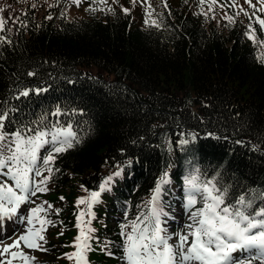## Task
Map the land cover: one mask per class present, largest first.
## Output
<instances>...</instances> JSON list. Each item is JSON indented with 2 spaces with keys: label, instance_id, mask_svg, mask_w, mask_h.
<instances>
[{
  "label": "trees",
  "instance_id": "16d2710c",
  "mask_svg": "<svg viewBox=\"0 0 264 264\" xmlns=\"http://www.w3.org/2000/svg\"><path fill=\"white\" fill-rule=\"evenodd\" d=\"M236 2L251 13L245 0ZM198 5L199 0H177L165 9L157 0L151 19L160 27L146 25L145 12L125 15L114 4V15L88 11L83 17H69L54 6L39 18L27 7V27L11 25V32L1 34L11 43L0 44V111L18 109L7 131L42 115L55 122L51 113L59 108L65 113L59 119L71 121L82 137L59 156L55 167L61 171L50 182L55 190H68L51 204L60 214L53 211L49 218L57 223L53 229L71 239L48 235L43 243L48 250L38 251L42 264H72L64 254L71 253L78 234L76 200L87 195L80 186L96 189L116 167L121 175L95 206L92 224L101 245L111 242L114 255L93 242L89 264H123L119 233L125 211L134 219L165 171L170 183L163 199L170 213L184 196V177L197 168L201 179L215 178L229 190V202L256 195V205L264 207L259 197L264 193V63L257 59L264 46L244 35L249 20L242 13L229 24L215 6V13H222L217 26L207 4V19L198 14ZM256 15L264 18L263 11ZM253 28L264 41L259 24ZM93 66L97 74L89 71ZM25 90L32 91L16 99ZM181 138L190 143L181 147Z\"/></svg>",
  "mask_w": 264,
  "mask_h": 264
},
{
  "label": "snow or ice",
  "instance_id": "6c2138e0",
  "mask_svg": "<svg viewBox=\"0 0 264 264\" xmlns=\"http://www.w3.org/2000/svg\"><path fill=\"white\" fill-rule=\"evenodd\" d=\"M84 0H69L70 4L79 7ZM118 3V0H112ZM137 0H132L135 4ZM141 4L147 0H140ZM97 3L106 5L107 0H90L86 11L95 13L112 12L111 7H96ZM165 9L168 8L166 0H162ZM251 9L239 7L236 0H199L200 12L208 18L204 12L207 4L212 18H215V6L225 11L223 19L229 24L235 23V17L241 13L248 18V30L244 33L254 46H264L256 36L254 23H258L260 30L264 31V18L256 15L264 11V0H257L261 5L257 8L252 0H245ZM55 5L49 4V8ZM32 8L36 4L31 5ZM235 10L230 15L227 9ZM5 7H0V34L11 32L9 25H19L26 28L25 17L27 11L21 10L19 15L10 14L5 17ZM125 15H129L128 8H122ZM154 9L148 5L145 11V24L150 27H160V23L151 19ZM62 16L65 13H61ZM255 17V20H253ZM46 19L51 20V15ZM11 43L6 36L0 35V44ZM257 59L264 63V53L258 55ZM29 76L35 75L33 72ZM32 90L19 93L27 97ZM37 94L46 89H35ZM18 109H6L0 111V229L13 225H24L11 244L0 246V264H13V260L19 258L23 264H32L35 257L23 251L27 248L31 251H47L43 243H47L46 231L49 226L56 227V221L50 219V214H60V209L53 205L36 203L34 199L37 194L47 193L48 185L55 174L61 170L55 167L60 155L82 143V137L76 131L75 125L62 122L59 117L64 115L59 108L51 113L58 119L49 121L48 115H42L30 124H21L13 131H7L14 117L12 113ZM183 133L181 136L183 137ZM196 136L192 135L191 140ZM190 140L181 138V147L188 145ZM43 153V154H42ZM47 175H44V173ZM121 171H115L103 178L96 189L89 190L84 185L81 189L87 193L86 196L78 197L76 207L79 211L75 214L78 234L74 238L72 247L75 251L65 253L64 258L74 260V264H89L87 254L93 250V242L100 245V250L108 255H114L110 250L111 242L105 241L101 245L100 238L95 235L96 229L92 227L93 221L97 219L94 208L102 202L101 198L105 192H110L113 182L120 177ZM170 183V174L165 171L157 179L149 200L144 203L143 208L137 206L139 211L134 219H128L125 211V220L120 224L122 253L120 259L123 264H264V207L256 205V195L251 198L241 195L234 202H229V190L220 188L216 179H201L200 170L194 169L183 179L184 192L181 207L187 222L178 223L177 230L172 231L171 221L177 217L166 211L164 203L165 187ZM264 201V193L259 194ZM64 200V197L60 198ZM34 204L35 207L25 208L26 205ZM83 205V208L80 206ZM170 207V205H168ZM60 224H63L61 221ZM39 225V227H37ZM19 231L13 228V235ZM63 233L61 232L60 235ZM11 238V237H6ZM175 239V243H172ZM23 245V248L21 247ZM239 253V255H237Z\"/></svg>",
  "mask_w": 264,
  "mask_h": 264
},
{
  "label": "rangeland",
  "instance_id": "374dc122",
  "mask_svg": "<svg viewBox=\"0 0 264 264\" xmlns=\"http://www.w3.org/2000/svg\"><path fill=\"white\" fill-rule=\"evenodd\" d=\"M87 1H89V0H84V2L79 7H76L74 4H70L69 0H0V7L6 8L5 12L3 13V15L5 17L9 16L10 14L18 15V13L21 10H24L27 7L32 8L31 5L33 3L36 4V7L32 8V9H34L36 16L39 18L43 14L49 13V11H47L49 9V4L55 5V7L57 8V11H59V12L61 10H65L69 17L70 16L83 17L88 13V11H86L87 8L84 5V3ZM156 1L157 0H147L146 3L141 4L140 0H137V2L135 4H133L132 0H118V3H113L112 0H107L106 6L110 7V5L114 4V5H117L121 8H128L131 13H133L134 15H136V14L138 15V13L145 12L146 10H148L149 4L151 5V9H154V5L156 4ZM208 1H211V0H208ZM238 1H243V0H238ZM166 2H167V5L168 4L175 5L177 3V0H166ZM252 3L254 5H256L257 8L261 7V5H259L257 3V0H252ZM221 14L222 13L220 11L215 13V19H216L215 25H217V26H220V22L218 21V18H219V15H221ZM137 23H138V21H136L134 24H137ZM10 26H11V24L9 25V27ZM97 69H98L97 67L93 66L91 69H89V71L93 74H97V72H98ZM100 71L107 79L113 78V76H111V75L108 76L104 72V70H100ZM115 171H120L119 167H116L111 172L108 171L106 177ZM44 175H46V172L44 173ZM48 187L50 190L47 193H43V194L38 193L37 197L34 198L36 200L37 204L44 203V202H47V204H54L56 202L57 197L64 196L65 193H67V191H68V190H65V188L55 190V188L52 187L51 184H49ZM77 195H79V194L77 193ZM182 202H183V198H181V200H177L174 204L172 211H171L172 215L177 217L176 221L170 222L172 224V228H171L172 231L177 230L176 225L178 223L187 222L186 216L183 215V209L181 207ZM31 207H35V205L29 204V205L25 206V208H31ZM14 227L19 228V231L16 233V235H13V228ZM37 227H39V225H37ZM23 230H24V225H22V224L13 225L11 223H9L6 226V228L0 229V246L6 245V244H11L12 241L15 240L17 238V236L20 234V232H22ZM45 235H46V237L48 235H51V237H54L56 240H65L66 241V240L71 239L70 235H68V234L60 235L59 231L56 229H53L51 226H49L47 228ZM6 237H11V238L9 239ZM171 242L175 243V239H173V241H171ZM41 243L43 244V242H41ZM21 247L23 248V245H21ZM69 249H71V252L75 251V249L73 247H70ZM23 251L36 258L35 261L32 262V264H42V262H39L37 260L38 258H41V254H38V251H31L27 248H23ZM13 264H23V261H21L19 258H17L15 260H13ZM72 264H73V260H72Z\"/></svg>",
  "mask_w": 264,
  "mask_h": 264
}]
</instances>
